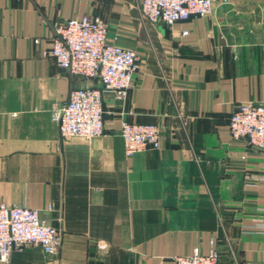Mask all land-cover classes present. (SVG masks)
I'll use <instances>...</instances> for the list:
<instances>
[{
  "label": "crops",
  "instance_id": "0c3cea01",
  "mask_svg": "<svg viewBox=\"0 0 264 264\" xmlns=\"http://www.w3.org/2000/svg\"><path fill=\"white\" fill-rule=\"evenodd\" d=\"M139 0H0V202L38 209L58 252L38 244L0 264H175L198 246L220 264H264V155L231 138L242 103L264 104V0H214L168 26ZM99 16L138 54L124 101L103 94L104 131L61 136L72 88L100 86L49 55L55 23ZM36 39V40H35ZM158 123V149L124 153L121 120Z\"/></svg>",
  "mask_w": 264,
  "mask_h": 264
},
{
  "label": "built area",
  "instance_id": "2783aa9c",
  "mask_svg": "<svg viewBox=\"0 0 264 264\" xmlns=\"http://www.w3.org/2000/svg\"><path fill=\"white\" fill-rule=\"evenodd\" d=\"M214 0H139L137 9L143 21L172 25L191 16L211 12ZM106 22L99 16L70 17L53 26L49 55L56 65L72 75L97 79L100 86L72 88L66 102L55 106L52 118L61 136L93 138L103 133V94L124 101L132 85L138 54L129 47L107 39ZM36 40V39H35ZM229 133L244 140L264 155V104L242 103L231 113ZM119 134L126 156L145 149H158L161 129L158 123L121 120ZM60 233L42 218L38 209L0 202V261L7 263L13 250L38 244L45 254L54 255L60 246ZM175 264H220L219 253L211 248L203 253L196 246L190 254L173 258Z\"/></svg>",
  "mask_w": 264,
  "mask_h": 264
}]
</instances>
